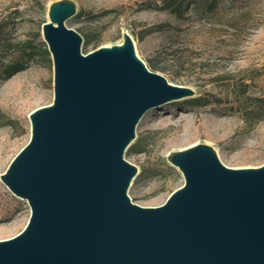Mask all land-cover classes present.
Returning a JSON list of instances; mask_svg holds the SVG:
<instances>
[{
  "label": "water",
  "instance_id": "obj_1",
  "mask_svg": "<svg viewBox=\"0 0 264 264\" xmlns=\"http://www.w3.org/2000/svg\"><path fill=\"white\" fill-rule=\"evenodd\" d=\"M76 12L73 0L46 8L52 101L29 113V140L0 174L30 211L0 240V264H264V163L228 167L197 143L166 155L183 184L163 204L130 200L138 122L195 91L150 71L127 32L83 54L66 26Z\"/></svg>",
  "mask_w": 264,
  "mask_h": 264
},
{
  "label": "rangeland",
  "instance_id": "obj_2",
  "mask_svg": "<svg viewBox=\"0 0 264 264\" xmlns=\"http://www.w3.org/2000/svg\"><path fill=\"white\" fill-rule=\"evenodd\" d=\"M53 0H0V174L29 140V113L52 101V63L41 25ZM66 26L83 38L81 52L131 35L136 55L193 97L144 113L124 159L138 168L127 194L142 207L164 203L183 184L166 161L171 151L205 143L228 167L264 163V0H73ZM31 53V57L26 55ZM13 61L25 64L5 78ZM27 203L0 181V240L19 233Z\"/></svg>",
  "mask_w": 264,
  "mask_h": 264
},
{
  "label": "trees",
  "instance_id": "obj_3",
  "mask_svg": "<svg viewBox=\"0 0 264 264\" xmlns=\"http://www.w3.org/2000/svg\"><path fill=\"white\" fill-rule=\"evenodd\" d=\"M181 3H176V0H169L166 1L163 5V7L165 9H169L170 12L177 14V12H179V7H180ZM44 49V53L48 54V51L46 49V45L42 44ZM27 58L31 57V53L26 55ZM25 64L23 62L20 61H13L12 63H10L9 65L5 66L3 73L5 74V78H9L15 71L18 70H22L24 69Z\"/></svg>",
  "mask_w": 264,
  "mask_h": 264
},
{
  "label": "crops",
  "instance_id": "obj_4",
  "mask_svg": "<svg viewBox=\"0 0 264 264\" xmlns=\"http://www.w3.org/2000/svg\"><path fill=\"white\" fill-rule=\"evenodd\" d=\"M263 89H264V79H263V83H262Z\"/></svg>",
  "mask_w": 264,
  "mask_h": 264
}]
</instances>
